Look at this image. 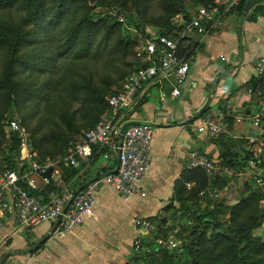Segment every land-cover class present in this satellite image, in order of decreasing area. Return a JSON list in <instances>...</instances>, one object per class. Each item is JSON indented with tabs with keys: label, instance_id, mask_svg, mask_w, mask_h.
Wrapping results in <instances>:
<instances>
[{
	"label": "trees",
	"instance_id": "trees-1",
	"mask_svg": "<svg viewBox=\"0 0 264 264\" xmlns=\"http://www.w3.org/2000/svg\"><path fill=\"white\" fill-rule=\"evenodd\" d=\"M155 1H158V6L164 9L165 15L161 18L148 20V11ZM174 1L176 0H122V4L131 3L143 20L156 21L159 26L157 32L160 35L175 38L179 42V56L188 61L189 55L186 48L188 37L185 35L184 38H181L183 31L177 30L171 21L176 13H182L185 9L176 6L177 2ZM212 1L201 0L200 7L208 6ZM248 1L242 0L240 5L233 10H237L244 18L254 19L256 16L251 14L243 15L244 7ZM88 3V0H0V12H2L0 15V50L4 56L0 67V150L3 146L2 152L5 157V168L2 172L16 169L13 153L19 146L17 137L13 136L11 138L6 134L5 122L7 119L15 117L18 120L20 119L15 114L7 115V113L11 112L18 104L21 106L22 102L20 100L26 102L32 96L31 85L34 82L27 83L26 78L20 76L21 71H32L35 74L52 73L55 69L54 63L60 59V61H64L66 58H71V61H86L88 59L89 61H98L105 57H114L119 52L122 53V50L126 53L130 47V42L124 44L122 36L123 23L109 16L108 18L106 15L105 17L96 18L92 13L93 7ZM102 4H105L104 0ZM107 7L105 10L107 15L110 10L118 8V10L121 9L126 12L123 6L112 5ZM253 10L264 13V6L259 4ZM16 11L22 13V15L17 17L15 15ZM78 14H80L79 18H77ZM186 18L190 20L189 16H186ZM148 36L152 37V34ZM31 48L32 50H30ZM149 65V63L138 62L136 70ZM49 83L47 82L44 86L49 85ZM111 84V82H108L105 89L98 88L94 85L90 75L87 77L82 76L81 80L76 83L69 82V86L72 87L71 91L76 92L74 90L76 88H88L89 90V95L82 99L83 104L80 111L83 114L87 112L88 108L89 113L92 110L95 111L94 121L90 124L91 128L97 125L100 115L109 109L108 102L105 99L106 96L109 94H111L110 96L115 95L120 90L119 88L108 92ZM246 87H252L255 90V98L258 97L259 93H262V97H264V76L253 77ZM71 91L65 98H60L59 103L49 106L50 113L54 116L58 115L61 120V123L58 121L54 123V126L57 127L55 134H46L37 139L38 129L30 132V140L34 143V151L45 160L47 157H55L56 153L59 152L47 151L46 146L57 143V134L62 136L61 124L64 125L65 123L71 128L62 136L63 142L66 143L64 147L62 144L60 149L63 157L67 156L70 150L67 151V146L71 141V137H66L67 133L78 134L81 131V128L75 126L72 117L75 116V113L70 114V102L72 103L79 94H74L69 102L68 98ZM21 124L26 127L25 122L22 121ZM240 141H242V144L238 152L234 153L231 148L226 147L220 155L222 165L234 172L243 170L247 159L244 155V141ZM54 148H59V146L56 145ZM104 150L99 153L106 152ZM96 151H94V154L97 153ZM40 162L44 163L46 161ZM186 182H196L198 186L188 190L185 187ZM228 185V179L221 178L217 174L210 180L205 172L199 169H185L182 172L181 179L176 183L175 188V200L179 206L174 210L175 212L178 210V213L181 214L179 217L182 220L186 218L187 225L191 226V221L188 220L189 217L194 220V224L204 225V229L199 233L193 226L191 235H196L198 245L207 241L206 246L201 245V250L188 249V255L186 254L187 257L184 256L186 260L183 264H264V240L253 235V231L259 228L264 221V212L258 207L259 202L264 201V193L260 190L258 192L253 184L252 187L256 189H254L256 192L251 189L249 184H244V189L239 192L238 200L239 198L240 200L237 203L227 206V203L221 200L215 203V206L211 209V202L206 198L208 205L204 209L201 207V192L208 188H217L219 191H223ZM52 189L54 187L51 185L49 190ZM55 190L59 191L56 188ZM171 209L172 206L170 205L165 208V212L168 214ZM167 216L160 218L163 225L168 224L169 219ZM150 220L158 225L159 232L161 227L159 222ZM211 225H214L212 234L210 237H206V230L211 228ZM157 237L159 238V236ZM142 259L155 264L154 254L149 255L148 259ZM138 261L140 260L133 258L132 264ZM166 262L172 264L169 259Z\"/></svg>",
	"mask_w": 264,
	"mask_h": 264
},
{
	"label": "built area",
	"instance_id": "built-area-1",
	"mask_svg": "<svg viewBox=\"0 0 264 264\" xmlns=\"http://www.w3.org/2000/svg\"><path fill=\"white\" fill-rule=\"evenodd\" d=\"M241 1L213 0L208 6L199 7L196 14L190 18L181 38L189 32L199 36L208 35L230 11L240 5ZM108 16L124 23L123 12L117 9L110 10ZM178 44L175 38L160 35L158 32L140 41L136 48V56L141 63L150 65L138 68L123 82L119 92L109 97V109L105 117L95 127L85 131L64 158L40 162L36 159L37 154L32 148L31 135L26 127L16 117L6 120L5 132L8 137H17L19 146L13 153L16 169L6 170L0 175V225L5 216L12 215L22 228L32 229L45 223L55 224L57 235L62 237L95 215L97 193L103 186L112 188L125 199L147 195L143 190V184L152 162L154 128L143 121L127 128L123 137L121 131L123 126L130 122V112L139 103L146 88L167 86L170 87L172 97L181 95L187 83L190 65L185 58L179 56ZM220 58L226 60L224 55ZM255 73L258 77L264 76V56L257 60ZM245 96L252 99L255 94L252 89H248ZM233 107L232 104L225 103L213 113H205L195 124L197 133L215 138L221 132H227L225 127ZM230 134L233 139L244 141V155L247 159L243 170L234 172L198 150L188 154L187 168L204 171L210 180L215 174L220 177L226 176L229 181L241 177L264 193L262 93L256 98V109L251 115L248 134L239 131ZM95 149H107L116 158V171L99 176L88 182L81 190L64 189L60 184L63 168H79L83 161L92 157ZM51 185L54 189L49 190ZM197 186L196 182L185 183L188 190ZM231 190L232 183L223 191L208 188L201 192L200 204L206 207L208 198L211 202L210 208L213 209L215 203L223 200V197H233ZM138 225L140 234L133 242L132 258L140 260L135 264H151L142 258L148 259L149 255L160 250L167 242L163 238H154L158 233V225L155 222L143 219ZM151 243L156 246L152 248ZM182 245L181 241L170 243V247H178L180 253L184 252Z\"/></svg>",
	"mask_w": 264,
	"mask_h": 264
},
{
	"label": "crops",
	"instance_id": "crops-1",
	"mask_svg": "<svg viewBox=\"0 0 264 264\" xmlns=\"http://www.w3.org/2000/svg\"><path fill=\"white\" fill-rule=\"evenodd\" d=\"M259 4L264 6V1ZM255 7L248 14L256 17L245 18L241 29L238 28L235 33L224 30L201 37L187 33L190 71L198 70L197 76L201 78L198 86L204 91L200 93L201 100L196 105L191 99L190 89L198 82L194 76L189 79L188 74L179 97L171 96L170 87L151 86L146 88L139 103L130 112L136 110L129 115V121H145L155 128L152 162L143 184L147 195L125 199L112 188L103 186L97 193L95 215L62 237L53 232L55 224L45 223L27 229L20 227L12 215H7L0 225V262L10 254L7 262L12 261L13 264H132V246L140 234L139 222L143 219L158 222L165 215L171 216L179 206L175 200V188L182 172L188 169V154L198 150L224 166L220 155L226 149L225 142L212 141L213 137L198 134L194 116L204 107H207V112H214L229 103L234 106L229 116L232 120L225 127L227 132H221L216 139L234 129L243 134H248L250 130L256 98L248 99L245 96L248 89H252L246 86L253 77H258L255 73L256 62L264 56V13L256 12L253 10ZM220 24L214 29H220ZM218 46L224 47L228 53H219L216 58L228 66L214 63V52ZM221 55L226 57L225 61L220 58ZM208 90V97L211 98L206 103L203 93ZM238 96L244 98L239 100ZM140 104L141 108L137 111ZM225 141L229 142L227 139ZM95 150L97 153L93 152L92 157L83 161L79 168H63L60 184L64 189L81 190L99 176L116 171V158L107 150L103 149L106 151L104 153ZM170 205L172 209L167 214L165 208ZM38 228H43L40 235L35 234ZM22 231L26 233L25 239L20 238ZM53 238L58 239V244L51 242ZM8 241L10 243L5 247Z\"/></svg>",
	"mask_w": 264,
	"mask_h": 264
},
{
	"label": "rangeland",
	"instance_id": "rangeland-1",
	"mask_svg": "<svg viewBox=\"0 0 264 264\" xmlns=\"http://www.w3.org/2000/svg\"><path fill=\"white\" fill-rule=\"evenodd\" d=\"M89 5L93 7V15L96 18L101 17H108L107 12H105L107 6H123L126 10V12L119 10L120 12H123L124 15V23L122 27V36L124 38V44L127 42H130V47L128 48L127 52L125 53L124 50H122V53H118V55L110 58H103L98 61L96 60H86V61H71V58H66L64 61H58L54 63L55 69L52 73H44V74H35L32 71L27 72H20V76H23L26 78V82L30 84V82H34L33 85H31V98L30 100L22 102V105L19 104L7 115H14L17 116L21 122H25L26 127L33 132L34 129H38V134L36 135V138L39 139L42 136L55 134L57 127L54 126V123L58 121L61 123V120L58 115L54 116L49 111V106H53L54 104L59 103L60 98H65V96L69 95V92L71 91V88L69 86V82H77L80 81L82 76H89L93 80V83L96 87L105 89L108 82H111L110 90L114 91L118 90L123 82L130 77L136 70V66L138 62H141L137 56H136V48L139 41H142L146 38H148L150 34H153L154 32H157L158 25L156 21H146L143 20L138 15V11L135 7L131 5V3L123 5L122 0H104L105 4H102L103 0H88ZM201 0H176L174 1L176 3V6H180L181 8L185 9L182 13H176L174 17L171 18L172 25L176 26L177 30L184 31L186 26L188 25V21L186 16H189V18L196 14V11L201 6ZM158 1H155L152 3V6L150 7V10L147 14V19L151 18H161L163 15H165V11L161 6H158ZM107 4V5H106ZM106 5V6H105ZM119 9V8H118ZM117 9V10H118ZM2 12H0L1 15ZM15 15L19 17L22 15V13H19L16 11ZM80 17V14L77 15V18ZM110 18L114 19L113 17L109 16ZM108 17V18H109ZM244 17L240 15V13L237 10H233L230 14H228L225 19L220 24V29L216 28L213 29L211 32L220 31L224 32L229 31L231 33H235V31L238 30V28L241 29V24L244 21ZM225 24V25H224ZM228 29V30H226ZM188 36V35H187ZM189 39V38H188ZM134 43V45H133ZM32 50V48L30 49ZM215 57L213 58L214 63L220 65V66H228L224 62H221L216 56L219 53H223L224 55H227L228 51L224 47L218 46L216 48ZM3 52L0 50V67L3 63ZM227 63V62H226ZM198 70L193 69L189 72V79L190 76H194L196 81L198 82L197 86L190 89L191 90V96L192 101L196 105L199 102V99L201 100V92H204L202 87H199L201 83V78L197 76ZM47 82H50L49 85L44 86ZM229 82V80H228ZM76 92L71 91V94L68 98L69 102L72 99V96L74 94H79L75 100L72 101L71 107H70V114H74L73 120L75 122V126L78 128H81V131L76 134L69 132L67 133L66 137H71V141L69 142V145L67 146V151L73 147L76 142H78L80 136L85 132L87 129L91 128L90 124L94 121V115L96 114L95 111H90L89 108L87 109V112L83 114L80 110L82 108L83 104V97H87L89 95L88 88L85 89H74ZM209 90L207 93H203V100L206 101V103L210 100L211 97H208ZM205 94V95H204ZM111 94L106 96V101L108 102V99ZM244 98L243 96H238L239 100H242ZM144 100V98H143ZM143 100L140 102L142 103ZM225 103V102H224ZM223 103V104H224ZM244 102H241L243 104ZM222 104V105H223ZM141 108V104L138 106L137 111H139ZM134 110L130 116L135 112ZM108 109L105 111L104 114H101L99 117L98 123L105 117L107 114ZM242 114L244 113V110L241 111ZM207 113H213V111H208ZM25 117V119H24ZM232 119L229 117L227 119V124L230 123ZM198 120H196L194 123L196 124ZM97 123V124H98ZM193 123V124H194ZM62 136H64L65 132H68L71 130V128L64 123L62 125ZM42 127L41 129H39ZM154 128V127H153ZM155 129V128H154ZM231 129V128H230ZM232 130V129H231ZM239 130L234 129L230 131L228 134H221V137L219 139L211 138L212 141L218 142L219 140H222L225 142V147L231 148L233 152H238L240 149V145L242 144V141L235 140L231 136L232 133H237ZM226 133V132H225ZM31 134V133H30ZM59 136L57 134L56 140L57 143L53 145V143L46 146L47 151L52 152H58L56 153L55 157L49 158L47 157L46 160L41 158L40 154L37 155L36 159L39 161H46L51 162L54 160H58L61 158H64L62 153L60 152V149L65 146V141L63 142V137ZM219 137V136H218ZM224 138V139H222ZM228 140L229 142L227 143ZM32 148L34 149V143H32ZM59 146V148H54L55 146ZM3 146L0 150V175L2 174L4 166V154H3ZM45 163V162H44ZM222 178V177H221ZM226 178V176H224ZM227 179V178H226ZM229 183H232V190L231 193L233 194V197L229 198L228 196L223 197V201H225L227 206L233 205L237 203L238 195L241 190L244 189V184H249L251 189L255 191L256 189L252 187V184L245 180L244 178L238 177L234 180L229 181ZM246 182V183H245ZM255 189V190H254ZM259 192V190H257ZM256 192V191H255ZM202 207V206H201ZM225 207V206H224ZM223 207V208H224ZM259 208H261L264 212V201L259 202ZM205 207H202L204 209ZM177 209V208H176ZM173 213V212H172ZM181 214L178 213V210L171 215L167 216L169 221L168 224L163 225L161 223V220L159 219L160 224V230L157 233L155 237L159 236V238H163L166 240V245L162 246L160 250L156 251L154 253V260L155 264H167L166 260L169 259L172 261V264H183L186 260V254L188 255V249L193 250H201V245L206 246V242H202L201 245H198V239H196V235H191V230L195 227L197 233L201 232L204 229V225L194 224V220L192 218H188L189 221H191V226L187 225V220L184 218L183 220L179 217ZM213 222V221H211ZM3 224V222H2ZM194 226V227H193ZM214 225H211V228L206 230V237H210L212 234V228ZM43 228L36 229V235H40V232ZM24 231V230H23ZM21 232L20 238L25 239L26 233ZM25 232V231H24ZM253 235L257 238H262L264 240V221L262 222L261 226L257 228L255 231H253ZM18 236V234H16ZM172 236V237H170ZM158 238V237H157ZM57 238H53L51 242L53 244L57 243ZM152 240V239H151ZM178 241L182 242V246L184 248V252L180 253L178 252V247H170V243H176ZM9 241L7 242L5 247L9 245ZM2 245V242L0 241V246ZM152 248H154L156 245L154 243L150 244ZM7 250V249H5ZM1 252H5L2 251ZM186 256V257H184ZM6 264H13L12 261H8Z\"/></svg>",
	"mask_w": 264,
	"mask_h": 264
},
{
	"label": "water",
	"instance_id": "water-1",
	"mask_svg": "<svg viewBox=\"0 0 264 264\" xmlns=\"http://www.w3.org/2000/svg\"><path fill=\"white\" fill-rule=\"evenodd\" d=\"M261 2H262V0H249V1L246 3L245 7H244L243 15H244V16L248 15V13L251 11V9H252L253 7H255L256 5H258L259 3H261ZM206 110H207V107L202 108V109H201V110H200V111L194 116L193 121L198 120V119H199V118H200V117L206 112ZM248 114H249V112H248ZM138 123H139V122H137V121H130V122H128L127 124H125V125L123 126V128H122L121 136H122V137L124 136V133H125V131H126L127 128H129V127L132 126V125H136V124H138ZM149 125H151V124H149ZM50 172H51V170L48 171V176H50ZM56 229H57V225L54 227V231H53V232H55ZM10 257H11L10 254L5 255V256L3 257V259L1 260L0 264H6L7 260H8Z\"/></svg>",
	"mask_w": 264,
	"mask_h": 264
}]
</instances>
